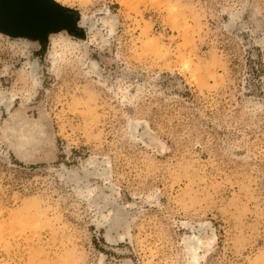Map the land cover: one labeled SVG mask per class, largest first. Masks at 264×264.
Listing matches in <instances>:
<instances>
[{
    "label": "rangeland",
    "instance_id": "1",
    "mask_svg": "<svg viewBox=\"0 0 264 264\" xmlns=\"http://www.w3.org/2000/svg\"><path fill=\"white\" fill-rule=\"evenodd\" d=\"M0 264H264V0H0Z\"/></svg>",
    "mask_w": 264,
    "mask_h": 264
},
{
    "label": "bare ground",
    "instance_id": "2",
    "mask_svg": "<svg viewBox=\"0 0 264 264\" xmlns=\"http://www.w3.org/2000/svg\"><path fill=\"white\" fill-rule=\"evenodd\" d=\"M189 244H191V242H190ZM191 246H192V245H191Z\"/></svg>",
    "mask_w": 264,
    "mask_h": 264
}]
</instances>
